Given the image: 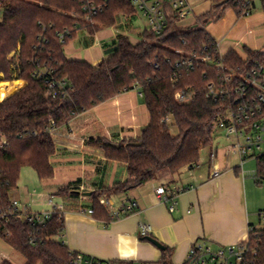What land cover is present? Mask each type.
Listing matches in <instances>:
<instances>
[{
    "label": "trees",
    "instance_id": "1",
    "mask_svg": "<svg viewBox=\"0 0 264 264\" xmlns=\"http://www.w3.org/2000/svg\"><path fill=\"white\" fill-rule=\"evenodd\" d=\"M209 1L210 9L196 16L190 27H183L179 13L168 7V24L161 34L145 31L137 44L121 38L110 57L94 66L69 59L66 46L79 30L95 35L104 27L115 26L121 13H135L133 9L111 2L89 21L87 7L101 0H0V82L13 81L15 76L24 82L22 89L0 101V131L8 139L7 147L0 150V210L10 208L23 168H31L40 180L54 176L52 131L133 89L141 93L150 115L141 136L119 143V147L106 138L88 142L102 148L108 160L125 164L129 175L113 189L92 194L93 216L109 221L108 210L100 203L107 194L140 187L164 170L176 174L196 165L201 151L212 146L220 119L239 98L233 88L253 68L264 64V49L244 47L246 58L236 51L221 56L217 40L207 29L230 10L242 18L250 9L245 6L247 0ZM262 6L264 9V2ZM250 10L253 15L256 6ZM41 73L46 75L41 78ZM227 73L236 75L234 84L217 100L207 97L208 84L222 90ZM48 79L65 80L68 93L54 97ZM179 92L189 101L179 103ZM139 142L141 146L133 145ZM256 162L257 172L264 174V156ZM71 193L70 188H62L57 195L64 200ZM3 228L0 238L27 264H69L74 253L57 240L65 230L63 209L53 213L45 225H33L14 214ZM171 257L172 250L166 248L160 264H173Z\"/></svg>",
    "mask_w": 264,
    "mask_h": 264
},
{
    "label": "crops",
    "instance_id": "2",
    "mask_svg": "<svg viewBox=\"0 0 264 264\" xmlns=\"http://www.w3.org/2000/svg\"><path fill=\"white\" fill-rule=\"evenodd\" d=\"M202 14L204 12L199 15ZM243 19L236 16V23ZM135 23L137 19L131 24L120 21L122 34L111 41H95L92 37L98 33L91 35L84 41L86 47L81 48L85 54L69 47L75 38L66 46V55L69 59L84 60L96 66L113 53L121 38L129 39V34L133 32L144 35L146 25L135 27ZM246 26L247 32L236 40L230 36H214L222 54L236 51L246 58L244 47L264 49V22L248 19ZM250 30H253V34L248 33ZM113 43L114 46H108ZM97 46L101 50L91 52ZM20 81L22 89L24 82ZM149 123L150 115L138 89L126 91L79 114L56 131V150L51 157L54 176L40 180L35 171L24 173L11 199L18 201L21 209L27 208L33 213L49 212L63 200L57 195L58 191L70 188L71 195L62 201L65 204V230L59 237L60 241L71 251L113 262L136 264L160 260L162 251L140 235L139 225L143 222L151 226V238L172 250L173 264H183L191 245L197 240L204 239L213 246L245 241L251 214L245 207L244 178L238 169L240 159L231 153L232 140L221 133L218 138L223 139L227 146L220 148L214 141L209 160L199 159L196 165L185 167L176 174L161 171L151 182L102 198L110 200L115 208L135 200L138 203L135 213L117 221L98 220L89 214V210L93 209V193L111 190L129 179L125 164L108 160L104 150L89 145V140L106 138L114 144L135 140ZM213 150L218 153L219 167L225 169L218 178L211 176L210 157ZM233 159L238 163L236 166L232 164ZM159 187L182 191L175 212L171 213L168 205L156 196L155 190Z\"/></svg>",
    "mask_w": 264,
    "mask_h": 264
},
{
    "label": "built area",
    "instance_id": "3",
    "mask_svg": "<svg viewBox=\"0 0 264 264\" xmlns=\"http://www.w3.org/2000/svg\"><path fill=\"white\" fill-rule=\"evenodd\" d=\"M111 2L122 3L133 9L135 13L123 12L119 17L128 19L140 16L147 22L145 31L154 34H161L166 29L168 24L166 10L168 7L177 11L181 20H184L193 13V7L189 0H101L98 4L96 2L89 4L87 9L90 14L87 16V20L92 21V15L103 13L106 6ZM258 2L263 3L264 0H247L245 6L251 9L255 6L257 7ZM250 9L245 11L244 18L252 16ZM122 25H124L123 22ZM248 33L253 34V30H250ZM217 46L220 55L223 56L224 54L221 52L218 41ZM218 68L224 69L220 65ZM45 75L46 73H41L40 77L43 78ZM235 79L236 75L234 73H227L224 77V88L222 90L217 89L214 83H209L205 89L207 97L217 100L224 92H227L225 89L234 84ZM47 83L53 90L54 97L59 94L64 95L68 93V84L65 80L57 82L48 79ZM246 88L248 89L246 90ZM233 89L235 94L239 95V98L234 107L220 119L217 131L223 134L226 139L232 140L231 153L240 159L238 169L241 177L245 179L246 175H253L256 182H263L264 174H259L257 171L246 173L244 165L251 160L256 161L259 157L264 156V64H259L248 72L244 80L239 82ZM176 99L179 103L189 101L186 95L180 92L177 93ZM0 101L3 100L0 99ZM56 131H52L54 138ZM7 145V136L0 131V150L5 149ZM210 158L211 176L212 178H218L224 173L225 169H221L217 163L218 153L216 150L212 151ZM181 192V190L176 188L164 187H159L155 190L158 199L168 205L171 213L177 209L178 197ZM100 203L108 210L111 221H117L133 214L138 208V203L135 200H129L118 208L113 207L108 199H101ZM61 209H63L62 201L55 204L52 211L33 213L27 208L21 209L19 202L12 200L9 209L0 210V235L4 232L3 227L11 215L18 214L24 221L33 225H45L52 214ZM93 213L94 210L90 209L89 214L93 215ZM258 216L260 222L263 224V228L259 229L253 224H249L248 237L245 241L228 246H213L204 239L197 240L191 245L183 264H264V211L260 212ZM139 228L142 238L151 237L152 228L148 223H141ZM69 264H115V262L74 252L71 254ZM136 264H160V262H142Z\"/></svg>",
    "mask_w": 264,
    "mask_h": 264
},
{
    "label": "rangeland",
    "instance_id": "4",
    "mask_svg": "<svg viewBox=\"0 0 264 264\" xmlns=\"http://www.w3.org/2000/svg\"><path fill=\"white\" fill-rule=\"evenodd\" d=\"M190 4H192L193 13L184 20H182L181 24L183 25V27H190L194 25L196 22V15H199L203 12L206 13L210 9L209 6L211 2L207 0H199V1L196 0L195 2L190 1ZM134 19H137V23H135V27L143 26L144 24L145 25L147 24V22L144 19H142L140 16L131 17L128 19H125L124 17H119L117 20V24L114 27H104L100 32H98L96 36L93 37L91 36L92 34H90L86 29L79 30L76 35V39L74 40V42L70 43L69 47L71 49L72 48L79 49L82 53L85 54L86 52H84L81 48L86 47V45H84V41L87 38L92 37V39L95 41H97V39L101 41L103 40L111 41L113 39H117L118 35L122 34V29L119 26L120 21L130 22L131 24ZM248 19H254L258 22H264V9L262 3L258 2L256 10L254 11L252 16L245 17L243 21L237 22L239 23V25H237L236 23V14L234 13V11L230 10L227 12L226 16L222 20L209 25L207 29L208 32H210L213 37L215 36L217 38H225L230 36L231 39L236 40L247 32L246 21ZM142 39H143L142 34L141 35L137 34V32H133L129 34V40L133 44H137L141 42ZM115 42L117 43V41ZM108 46H114V43L109 44ZM99 50H101V47L99 48L97 46L91 52L94 51V53H98ZM67 52L69 53V50H67ZM69 55L71 54L69 53ZM15 80H19V79H17V77L15 76L13 81ZM20 84L22 85V82ZM172 122L173 121L171 119L170 120L171 130L173 131V133L176 134L177 128L175 126H172ZM216 134L217 135L214 141H216L218 147L220 146V148L221 147L223 148L224 146H227V143L223 139H221L220 137L218 138V136H220L219 131H217ZM210 150H211L210 147L204 148L201 151L200 160L201 159L209 160ZM232 164L236 166L238 163L235 159H233ZM257 170H258V164L255 160H251L244 165V171L246 173H250ZM29 172L32 173L33 170L31 168H23L21 177L24 175V173H29ZM246 176L247 177L244 179V183H243V195H244L245 207L247 212L251 214L250 224H253L256 228L261 229L263 228V224L260 222L258 215L260 212L264 211V181L262 183H257L253 175H246ZM57 240H60L59 237L57 238ZM0 254H1L0 264H3L4 261H8L9 264H27V260L18 251L11 248L9 244L2 238H0Z\"/></svg>",
    "mask_w": 264,
    "mask_h": 264
},
{
    "label": "bare ground",
    "instance_id": "5",
    "mask_svg": "<svg viewBox=\"0 0 264 264\" xmlns=\"http://www.w3.org/2000/svg\"><path fill=\"white\" fill-rule=\"evenodd\" d=\"M20 83V80L0 83V99L5 100V98L7 99L13 92L20 90L22 86Z\"/></svg>",
    "mask_w": 264,
    "mask_h": 264
},
{
    "label": "water",
    "instance_id": "6",
    "mask_svg": "<svg viewBox=\"0 0 264 264\" xmlns=\"http://www.w3.org/2000/svg\"><path fill=\"white\" fill-rule=\"evenodd\" d=\"M113 145L116 146V147H119L118 144H113ZM133 145H134V146H141L142 143H141V142H139V143H133ZM88 196H90V193H88ZM148 241H149L150 243H152L154 246H156V247H157L159 250H161V251H164V250L166 249V247H165L162 243H160L159 241H157V240L154 239V238L149 237V238H148Z\"/></svg>",
    "mask_w": 264,
    "mask_h": 264
}]
</instances>
